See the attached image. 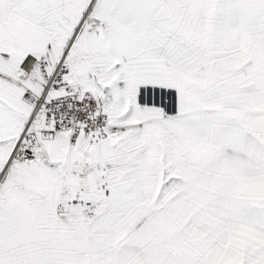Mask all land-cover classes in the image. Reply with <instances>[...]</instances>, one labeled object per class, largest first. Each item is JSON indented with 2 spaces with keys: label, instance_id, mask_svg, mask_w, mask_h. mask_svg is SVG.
Instances as JSON below:
<instances>
[{
  "label": "snow or ice",
  "instance_id": "snow-or-ice-1",
  "mask_svg": "<svg viewBox=\"0 0 264 264\" xmlns=\"http://www.w3.org/2000/svg\"><path fill=\"white\" fill-rule=\"evenodd\" d=\"M0 264H264V0H0Z\"/></svg>",
  "mask_w": 264,
  "mask_h": 264
}]
</instances>
